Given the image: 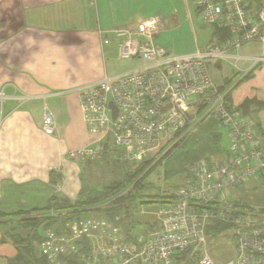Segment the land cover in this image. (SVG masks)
Listing matches in <instances>:
<instances>
[{"label":"built area","instance_id":"built-area-1","mask_svg":"<svg viewBox=\"0 0 264 264\" xmlns=\"http://www.w3.org/2000/svg\"><path fill=\"white\" fill-rule=\"evenodd\" d=\"M192 1L204 23L226 32L229 40L172 55L155 44L162 31L158 17L133 28L113 29L118 59L142 60L144 65L77 91L82 120L92 141L69 151L67 157L142 164L160 145L183 144L200 124L214 119L229 136L225 158L189 166L187 184L173 192L170 204L155 212L159 228L140 239L138 248L127 245L122 229L109 219L76 217L66 224L67 233H45L38 249L49 264H62L63 257L76 254L80 241L88 244L83 264H176L175 257L186 252H198L196 264H215L207 251L205 226L209 221L235 230V257L224 264H264V210H240L223 199L230 190L264 171V152L257 146L250 122L236 114L227 99L232 87L220 90L210 74L215 62L228 63L237 71L243 60L252 62L253 67L264 63V0H258L261 5L254 13L249 7L255 0ZM102 37L103 44L109 45L108 36ZM251 42L261 45V55L239 56V48ZM3 98L0 92V101ZM109 104L116 110L114 119ZM42 131L48 136L56 134L55 118L47 107ZM198 206L214 210L199 213ZM180 259L179 264L187 261Z\"/></svg>","mask_w":264,"mask_h":264},{"label":"crops","instance_id":"crops-1","mask_svg":"<svg viewBox=\"0 0 264 264\" xmlns=\"http://www.w3.org/2000/svg\"><path fill=\"white\" fill-rule=\"evenodd\" d=\"M192 2L0 0V92L4 94L0 101V212L40 210L53 196L61 193L70 199L75 195L79 177L67 153L88 146L91 140L82 120L77 91L108 77L107 61L117 57L113 29L133 28L142 21L160 17L162 35L156 44L167 51L171 48L175 52L192 53L214 41L218 43L216 38L212 39V27L209 40L202 46H194L187 36ZM193 9L200 17L196 8ZM102 35L108 36L109 45L103 44ZM180 36L186 40L180 41ZM249 44L259 47L258 55H245L253 48L239 52ZM239 50L237 53L243 58L258 57L262 53L257 42L244 44ZM240 62L241 77L235 84L242 79L244 82L232 93L231 103L235 108L245 101L258 103L250 104L245 116L264 148V107H259L264 104V63L253 67L248 60ZM222 63L210 65L214 82L221 77ZM235 76L223 78V84H215L222 88ZM31 103L32 107L38 105L41 109L39 124L30 115ZM45 107L55 118L54 136L42 131ZM77 139L81 148L74 147L73 141ZM215 140L218 142L217 137ZM225 155L223 152L219 161ZM95 160L113 165L114 169L121 163L103 158L90 161ZM9 223H12L10 230L0 231V264H7L16 254L10 240L15 220L0 224V229Z\"/></svg>","mask_w":264,"mask_h":264},{"label":"rangeland","instance_id":"rangeland-1","mask_svg":"<svg viewBox=\"0 0 264 264\" xmlns=\"http://www.w3.org/2000/svg\"><path fill=\"white\" fill-rule=\"evenodd\" d=\"M193 6H191L192 9L190 8V11H192V15L188 22L189 26H186L188 33L187 36H189L193 40L192 42L194 46H202L209 40V36L211 35L212 31L211 27L205 24L202 18L194 13L193 8H195V5L193 4ZM158 18L160 19V17ZM161 35L162 32L158 34L159 38L155 39V44L156 42H158V40L160 41ZM185 40L186 38L180 36V41ZM248 48L253 49L250 52H246L245 55L259 54V47L256 44L246 45V47L241 48L239 52L244 53L245 49ZM169 49L170 51H168L172 55L187 54L186 52H175L174 49ZM227 64L228 63L224 64L223 62L220 66L221 77L217 78L215 83L217 85L223 84V78H230V76L232 77L233 75L235 76L236 74H238V76L234 77V79H231L233 80L230 83L229 88H231L239 80L241 74H239V71L235 70L230 64L229 65L231 67ZM240 64L241 62L237 64L239 69L241 68ZM143 65L144 62L142 60L125 61L119 60L115 56L107 61L106 72L108 77H112L132 71L134 69L142 67ZM29 111L30 115L33 118V121L38 122L39 124V120L41 119V109L39 108V106L37 105L36 108H34L32 107L31 103ZM214 136L218 138L217 143L215 142ZM91 141L92 140H90V142ZM80 143L81 142L79 139L73 141L75 148H81L78 147ZM228 148L229 136L227 134V131L224 127L216 125L214 119H208L200 124L197 127L196 131L193 132V134L190 135L183 144L165 147L160 145L158 148L152 151L153 157H150V159L147 161V163L149 164L147 165V168L143 173V176H146V174L152 170L145 177L143 183L147 189L145 191V194H171L175 187H180L185 183L186 173L191 164L202 162L207 159L219 161V159L223 157H221L223 152L227 151ZM102 158L105 159L104 157H101V159ZM90 160H70L73 161L72 164H74L76 176L78 175L79 177V183H77V185L79 184V187L76 185L75 195H72L69 199L71 201H75L78 199V190L80 188L85 189L87 193H95L97 191H101L103 188L112 185L113 183L122 181L126 173L134 171L135 169L132 168H137L140 165L120 163L116 165L117 167L116 169H114L113 165H107L106 163L100 162L99 160ZM72 174L74 175V173ZM261 175L264 176V173H262ZM261 177L256 176L245 185L230 190L223 197V199L228 203H241L242 207L247 208L252 206L255 209L264 210V178ZM71 185L74 184L71 183ZM132 185L133 184L126 187L127 191L131 188ZM123 193H120L118 196L120 197ZM59 196L62 197L61 193L59 194ZM117 197L110 201L116 200ZM108 205L109 203H104L101 205V207H107ZM159 207L160 206L150 211L141 209L143 215L139 217V220L143 223L153 222V220L156 218L154 215L155 211ZM96 208L97 210L93 211L92 209L86 210V214H82V217L94 220L105 218L104 214L102 213V208H100V206ZM135 216H137V214H135ZM11 224L9 223V225L4 229L1 228L0 231L2 230L5 233L7 230H10ZM138 229H142V226H138ZM219 235L220 237L218 238H214L209 241L207 240V251L215 264H224L225 262L235 257V253L233 250L235 230L231 228L230 231L223 232Z\"/></svg>","mask_w":264,"mask_h":264},{"label":"trees","instance_id":"trees-1","mask_svg":"<svg viewBox=\"0 0 264 264\" xmlns=\"http://www.w3.org/2000/svg\"><path fill=\"white\" fill-rule=\"evenodd\" d=\"M260 5V1L255 0V5L249 7L250 12H256L259 9ZM212 30V39L216 38L219 45H222L229 40V35L223 30H219L216 28H213ZM236 76H238V74ZM242 82H244V79L240 80V82H238L233 86V88H231L227 97L230 103L232 93ZM229 83L230 82H227L220 90L223 91L229 88ZM250 104H253V106L258 105V103L253 101H245L242 105H240V107H238V109L235 108V113L240 117L246 119V111L249 108ZM259 107H264V104H259ZM218 125L221 126L220 123H218ZM215 142H217V140H215ZM257 146L264 152V148L259 145L258 141ZM227 152L228 150L225 151V154H227ZM148 164L149 163L144 162L137 168H132L135 170L126 173L122 181L113 183L112 185L103 188L101 191H97L95 193H87L85 189H81L78 194V199L75 201H71L65 197L53 196L50 198L47 205L40 210H33L30 212H17L15 214H4L0 212V224L5 223L6 221H11L12 219L16 222V227L12 228V232L10 235V240L15 247L16 254L13 258L8 260L7 264H49L46 258L41 255L38 249V246L42 241H44L45 233L51 231L57 236L67 233L66 224L69 223L71 219L82 217V214H86V210L88 209H92L93 211L97 210L96 207L98 206L102 208L101 205L104 203H109L107 207L102 208V213L104 214L105 218L116 223L117 226L122 229L125 236V243L127 245H133L138 248V246H140V244L138 243L140 239L147 237L150 233L155 232L159 228V223L155 219L151 223H143L139 220V217L143 215L141 209L150 211L157 208L158 206L162 207L170 204L174 200L173 192L178 188L175 187L173 189V192L168 195H163L161 193L154 195L145 194V191L147 189L143 183L145 177L152 171L151 170L150 172H148L146 176H143V173L145 172ZM262 173H264V171ZM262 173L257 176H263L261 175ZM252 179L253 178L244 181L239 185V187L245 185ZM187 182L188 176L186 173V182L184 184H187ZM131 184L133 185L127 191L126 187ZM120 193L123 194L119 197L118 195ZM115 197H117L116 200L110 201ZM232 205L234 208H240V210L254 208L252 206L247 208L242 207L241 203L237 202H233ZM197 210L200 213L203 211L211 212L214 209L209 206H198ZM62 213H64L65 215L62 216ZM52 214H56V216L54 217ZM135 214H137V216H135ZM138 226H142V229H138ZM231 228L232 227L228 224L209 221L205 226L206 239L209 241L211 239L218 238L220 237L219 234L230 231ZM76 245L78 247V252L76 254H71L70 256L63 257L61 259L62 264H83L82 258L88 252V244L84 243V241H80L77 242ZM180 258H184L187 260L185 264H196L197 260L199 259V254L198 252L192 255L187 252L181 253L180 255L175 257L176 264H179V261L181 260Z\"/></svg>","mask_w":264,"mask_h":264},{"label":"water","instance_id":"water-1","mask_svg":"<svg viewBox=\"0 0 264 264\" xmlns=\"http://www.w3.org/2000/svg\"><path fill=\"white\" fill-rule=\"evenodd\" d=\"M109 106L112 108V118L114 119L115 118V115H116V110H115V108L114 107H112V105L111 104H109Z\"/></svg>","mask_w":264,"mask_h":264}]
</instances>
